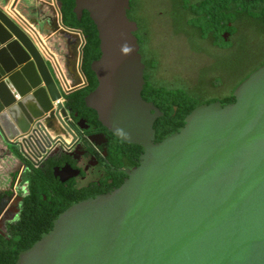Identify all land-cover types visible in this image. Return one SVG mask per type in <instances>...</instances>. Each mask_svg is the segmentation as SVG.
<instances>
[{"label": "water", "instance_id": "water-1", "mask_svg": "<svg viewBox=\"0 0 264 264\" xmlns=\"http://www.w3.org/2000/svg\"><path fill=\"white\" fill-rule=\"evenodd\" d=\"M23 1L29 22L0 3V137L20 145L17 138L44 130L69 147L88 125H67L66 108H53L64 88L43 51L60 56L67 93L85 79L75 85L74 49L58 53L61 31L42 13L47 4ZM128 3L75 0L73 10L78 18L88 12L99 39L100 56L90 63L97 86L85 105L116 138L142 147L138 164L122 169L118 187L58 213L14 264H264V64L235 88L233 102L198 105L154 142L153 123L163 113L141 96L145 65ZM68 31L82 36L83 47L81 31ZM54 170L61 181L79 172L68 164Z\"/></svg>", "mask_w": 264, "mask_h": 264}, {"label": "trees", "instance_id": "trees-1", "mask_svg": "<svg viewBox=\"0 0 264 264\" xmlns=\"http://www.w3.org/2000/svg\"><path fill=\"white\" fill-rule=\"evenodd\" d=\"M164 1L174 15L170 17L172 22H176L175 15L180 14L189 30L201 39L208 38L214 48L222 50L219 52L225 53L226 57H223L221 63H217L213 58L216 53L210 51L205 57H201L202 63L205 58L210 63L206 70L202 69L190 77L186 75L185 79H182V76L179 80L159 79L154 74L158 70L160 55L158 52L154 53L153 47L150 48V29L141 23L144 21L143 17L135 13L133 2L129 0L130 17L136 19L139 25L133 34L137 38L139 53L145 65L141 96L146 101L152 102L163 113L153 123L154 142H159L183 126L184 117L198 105L214 101H219L222 105L233 102L235 88L251 72L264 64V53L262 52L264 0ZM58 3L62 23L67 27L80 30L85 39L81 58V70L85 84L65 93L64 104L73 119L86 121L88 130H85V133H103L104 135L107 160L110 163L106 169L108 178L113 180V183L104 190L107 192L118 187L126 176L124 172L115 168L137 165L142 147L116 138L98 121L96 112L85 105L84 97L97 86V79L90 69V63L100 56L97 30L86 10L83 11L81 17H77L73 10L75 0H58ZM170 32L177 36L175 30ZM167 34L168 31H165L164 36L166 37ZM146 45L148 51L145 55ZM235 48L237 54H229ZM257 57L259 58L257 61H252ZM49 62L54 78L61 81L58 68L52 60ZM211 64L214 67H211ZM208 73L216 74L207 78L211 80L217 77L213 83L206 80L205 76ZM198 74L201 84L192 85L191 83L195 81L193 77ZM225 78L228 79V83ZM216 90L219 93L212 94ZM11 146L17 154L16 159L26 164L21 177L26 185V193L20 198L18 220L5 224L6 231L0 232V264H14L18 253L30 247L42 232L48 231L52 227L53 219L71 203L95 196V194L90 196L82 194L90 180V174H88L90 170L85 172L82 169V162H77L71 155L67 153L51 155L44 163L34 166L26 161L15 146ZM66 164L79 169L80 175H84L87 182H80L79 177L61 181L54 174V169Z\"/></svg>", "mask_w": 264, "mask_h": 264}, {"label": "rangeland", "instance_id": "rangeland-1", "mask_svg": "<svg viewBox=\"0 0 264 264\" xmlns=\"http://www.w3.org/2000/svg\"><path fill=\"white\" fill-rule=\"evenodd\" d=\"M132 2L135 13L143 17L144 21L141 23H144V25L150 29V48L153 47L154 53L157 54L158 52L160 55L159 59L161 60L158 61V70L157 72L155 71L156 74H154V76H157L159 79L173 78L179 80L180 76H182V79H185L186 75L190 77L192 74L198 73L202 69L206 70L210 63L206 61V58L204 63H202L201 57H205L206 53L208 54L210 51L216 53L213 58L217 63H221L223 57H226L225 53L219 52L222 50L214 48L208 38L201 39L198 35H195L189 30L184 22V18H182L180 14L175 15L176 22H172L170 17L174 15L169 11V5H165L166 3L164 0H132ZM1 5L7 9L9 13L16 12L15 17H19L14 6H11L10 9L8 6L5 7L6 3H1ZM44 12L50 14L51 18L53 17V19H56L53 12L51 10H46L43 6L42 13ZM59 30L61 31L60 38H64L65 41V45L60 44L58 46V53L61 54L64 48H66V45H69L72 41L70 42V38L66 37V35H64L65 33L63 34V29H61V27ZM174 30L177 36L173 35V32H170ZM165 31H168L166 37L164 36ZM144 48L146 55L148 46L146 45ZM49 50L54 54L55 59L63 66L61 59H59L60 56L56 54L55 51ZM262 52L264 53V45ZM229 54H237L236 48L234 51L231 50ZM258 59L257 57L252 59V61H257ZM211 67L214 66L211 64ZM248 67L251 66L248 65ZM214 75L216 74L208 73L205 78L207 80L208 76ZM216 79L217 77H214L207 81L213 83ZM193 80L195 81L191 83L192 85L201 84L199 81V74L195 75ZM225 80L228 83V79L225 78ZM79 84L81 85L83 83L80 81L75 85L77 86ZM72 87L75 86L72 85ZM65 92H67V90H65ZM216 93L219 92H217V90L212 92V94ZM16 158L17 154L11 145L5 146L4 143L0 144V195H3L2 190H4L6 186H9L7 204L4 206L3 202L0 203V215L2 216L3 214L5 218L10 217V212L17 209L21 195L26 193V185L21 180L25 167ZM83 158L84 160L86 159V157ZM1 221L2 220H0V223Z\"/></svg>", "mask_w": 264, "mask_h": 264}, {"label": "flooded vegetation", "instance_id": "flooded-vegetation-1", "mask_svg": "<svg viewBox=\"0 0 264 264\" xmlns=\"http://www.w3.org/2000/svg\"><path fill=\"white\" fill-rule=\"evenodd\" d=\"M130 10H131V7L129 9H127V12H126L128 18L130 20L136 22L137 26H139L138 21L136 19H133L130 17ZM83 11H82V13H83ZM137 29H138V27H137ZM71 119L72 120L70 122H72V124H73L72 126L76 125L77 120H75V118L73 119L72 117H71ZM85 130H88V128ZM85 130L81 131V135L84 139L81 140L80 142L79 141L75 142V144H73L67 150H65L64 146H62V144L59 142V140H57L59 142L58 148L53 153H51L50 155L46 154L44 156V154H42L44 156L43 160L40 163H38V165L44 163L51 155L61 154V153H67V154L71 155L74 158V160L76 159L77 162H82V169H84L85 172L90 170V173H88V174H90V180L87 177L89 180L88 185L82 191L83 195L90 196L92 194L97 195V194H100L101 192H104V190L106 188H108L110 184L113 183V180L108 178V170L106 169V167H108L110 165V163L107 160L106 140L104 138L103 133L87 134L84 132ZM96 134H101L102 136L101 137H95L94 135H96ZM89 136H93V140H90L88 138ZM28 141L30 142L31 139H29ZM7 145H13L16 148H18L17 145H15V144H7ZM42 147H44V145L41 146V149H42ZM83 157H86V159L84 160ZM26 161L28 163L34 165V166H38V165H36V163L34 161H32L29 158H26ZM21 163L26 168V164L24 162H21ZM98 165H99V167H97ZM133 166L134 165H128V166H123V167H116L115 169L123 172L122 169L130 168ZM93 167L94 168L96 167V168L92 169ZM72 169H74V168H72ZM110 169L114 170L113 167H110ZM75 170L79 171L78 174H76L75 176H71L68 179H71V178L73 179V178L79 177L80 182H84V183L87 182L86 177L84 175H80V173H81L80 170L76 169V168H75ZM68 179H66V180H68ZM66 180H64V181H66ZM8 188H9V186H6L4 188V190H2L3 195H0V203L3 202L4 206L8 202L7 201L8 200V198H7L8 197ZM19 205H20V203H19ZM19 205H18L17 209H15V211L10 212V217L5 218V217H3V214H2V216L0 215V220H2L0 223V225H1L0 232L1 233L6 231V225L5 224L14 223L18 220L19 210H20Z\"/></svg>", "mask_w": 264, "mask_h": 264}, {"label": "built area", "instance_id": "built-area-1", "mask_svg": "<svg viewBox=\"0 0 264 264\" xmlns=\"http://www.w3.org/2000/svg\"><path fill=\"white\" fill-rule=\"evenodd\" d=\"M79 42L77 43V46L79 47L81 45L82 47V36H79ZM43 53L45 54V56L51 60V58H49V56L46 54L45 51H43ZM77 56H79V49H77ZM78 57L74 58V60L76 61L75 63V72L76 74H78V77L80 78L81 82L84 79L83 73L79 70V65H78ZM55 64V66L61 71L63 72V67L61 65V63L59 61H57L56 59L52 60ZM60 83L63 84L62 80L60 81ZM63 86V91L64 93L62 94V97L60 99H57L55 101L52 102L53 108L56 109V105L57 103H61L62 107H65V98H64V94L67 93L65 92L66 88ZM66 108V107H65ZM66 116H62L60 115V111L59 114L61 119L63 120V122H65L67 125H69L68 123L72 120L71 116L69 115V112L66 109ZM34 127V126H32ZM70 127V126H69ZM44 130L43 131H38L37 133H33L31 137L27 138L26 140H21V138H17L16 141H18L20 143V145H17V149L19 150V152L25 157V158H29L32 161H34L36 163V165H38V163H40L43 160V157L48 154L50 155L51 153H53L59 146V142L57 141L58 139L56 138V136L50 137L49 138H45L43 136L44 134ZM31 139V141L29 142L28 140ZM73 144H75V142L71 143L69 145V147L64 146L65 150H67L68 148H70ZM44 145V147L41 146ZM41 150V151H40ZM44 154V156L42 155Z\"/></svg>", "mask_w": 264, "mask_h": 264}, {"label": "crops", "instance_id": "crops-1", "mask_svg": "<svg viewBox=\"0 0 264 264\" xmlns=\"http://www.w3.org/2000/svg\"><path fill=\"white\" fill-rule=\"evenodd\" d=\"M42 1H44V4H47V6L48 7H46V9H48V10H51L52 12H53V14L56 16V20H57V22H56V27H58V32L60 33V31H59V29H60V21H58L59 20V6H58V0H42ZM23 0H0V3H6V6L5 7H7L8 6V8H10L11 9V6H14L15 7V11H17V14H19V16L20 17H22L24 20H26L27 22H29L30 21V19H28L29 18V16L28 15H26V14H24V10H23V8L21 7V5H23ZM7 10V9H6ZM9 13V12H8ZM13 18H16V20L18 21V22H20L19 21V19L17 18V16L15 17V15H16V12H12V13H9ZM58 24V25H57ZM51 26V24H46V27L45 28H48V27H50ZM66 30H64L63 29V34L64 35H67L70 39H69V41L71 42L69 45H66V49H65V52L67 53V54H69L70 52H72V54H73V49H74V46L76 47V45H77V41H78V39H77V35H75V33L74 32H65ZM63 36V35H62ZM64 37V36H63ZM67 42V41H66ZM60 44H64L65 45V41H64V38H62V42H60ZM59 44V45H60ZM75 51V50H74ZM45 55V54H44ZM3 141V142H2ZM0 142L3 144H5V146L7 145L6 144V142L2 139V137H0ZM0 143V144H1Z\"/></svg>", "mask_w": 264, "mask_h": 264}, {"label": "clouds", "instance_id": "clouds-1", "mask_svg": "<svg viewBox=\"0 0 264 264\" xmlns=\"http://www.w3.org/2000/svg\"><path fill=\"white\" fill-rule=\"evenodd\" d=\"M58 5H59V3H58ZM60 7H59V17H61L60 16ZM60 27H61V29H64V30H66L65 32H70V31H68L69 29H74V28H70V27H67V26H65L63 23H62V20H61V18H60ZM77 30V29H76ZM75 35H77L78 37H77V39H78V41H77V43L79 42V36H80V34H78V33H75ZM81 37V36H80ZM84 37V36H83ZM85 40V39H84ZM83 48V47H82ZM77 49H78V46L76 45V47L74 46V56H76V57H78L77 56ZM81 60V59H80ZM82 61V60H81ZM82 71V70H81ZM83 73V72H82ZM84 76V75H83ZM84 80V79H83ZM63 82V81H62ZM83 82V81H82ZM62 84V83H61ZM62 85H64V84H62ZM62 94H63V92H62Z\"/></svg>", "mask_w": 264, "mask_h": 264}]
</instances>
